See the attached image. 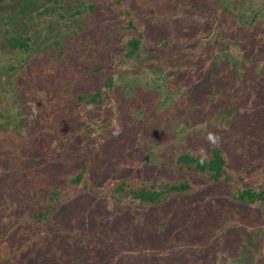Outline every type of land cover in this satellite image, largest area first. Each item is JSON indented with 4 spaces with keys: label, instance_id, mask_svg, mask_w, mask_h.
I'll return each instance as SVG.
<instances>
[{
    "label": "rangeland",
    "instance_id": "1",
    "mask_svg": "<svg viewBox=\"0 0 264 264\" xmlns=\"http://www.w3.org/2000/svg\"><path fill=\"white\" fill-rule=\"evenodd\" d=\"M120 9L144 32L131 57ZM96 91L108 99L77 97ZM0 139L4 224L32 207L37 169L67 187L88 162L87 188L14 233L11 264H264V203H240L225 184L192 176L197 191L147 205L113 192L178 178V155L196 147L264 175V0H0Z\"/></svg>",
    "mask_w": 264,
    "mask_h": 264
},
{
    "label": "trees",
    "instance_id": "2",
    "mask_svg": "<svg viewBox=\"0 0 264 264\" xmlns=\"http://www.w3.org/2000/svg\"><path fill=\"white\" fill-rule=\"evenodd\" d=\"M119 11L124 12L127 18L118 26L117 30L121 36L130 32L127 55L131 57L138 53L143 42L144 32L137 19L131 15L128 9H120ZM5 40L7 45L13 50L28 49L29 38L27 36L8 34ZM113 76L114 74L111 73L106 77L105 83L109 88L113 83ZM77 97L83 101L90 100V102L101 104L105 99H108V92L96 91L89 95L78 94ZM10 133H12L10 136L11 140L14 132L10 131ZM41 140L47 143L44 137L36 140L35 143L43 147ZM71 141L72 137L69 132L60 135L57 148H61L62 156L66 154L68 144ZM22 148V152L28 150L24 148V145ZM176 163L185 172L176 179L163 176H157L146 181L126 179L114 183L113 192L128 196L142 205L155 204L168 196H183L197 191L200 185L192 181V176H202L207 183L227 185L231 197L240 203H264V175L258 172L256 175L249 176L242 169L230 167L227 154L222 148L214 147L209 153H206L201 147H196L179 154ZM19 164L20 167L18 169L20 171L23 170L22 176L25 178L30 177V173L21 167V163ZM37 170L33 175L37 177L39 185L32 190V207L18 211L16 217L10 215L7 224L0 222V246H3V249L0 248V251L3 250L0 254L5 256L1 258L2 256L0 255V263L2 264H11V261H8V257L13 250L9 246H13L14 233L17 230L24 226L45 224L56 213L61 204L74 196L79 186L81 188H87L88 186V162L85 160L74 166L72 174L66 175L67 187H64L59 177H54V175L44 177ZM63 189L66 195H64Z\"/></svg>",
    "mask_w": 264,
    "mask_h": 264
}]
</instances>
